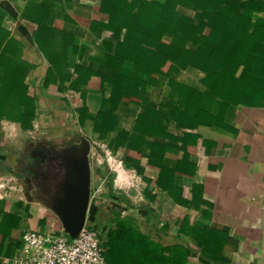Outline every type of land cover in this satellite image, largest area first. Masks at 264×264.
Masks as SVG:
<instances>
[{
	"label": "crops",
	"instance_id": "obj_1",
	"mask_svg": "<svg viewBox=\"0 0 264 264\" xmlns=\"http://www.w3.org/2000/svg\"><path fill=\"white\" fill-rule=\"evenodd\" d=\"M6 1L16 17L1 7L0 15L21 40L32 119L24 127L27 111L19 95L9 93L0 118V181L7 192L1 196L0 189V264L20 251L28 230L65 233L50 202L26 185L22 169L29 146L64 138L90 145L98 187L91 183L86 224H100L101 153H113L107 162L113 196L104 195L153 246V253L133 250L144 264H264V0H239L228 13L241 24L225 26V47L232 50L219 78L198 65L169 72L148 63L136 75L133 58L122 54L140 46L133 45V29L116 22L115 3L101 10L102 0ZM30 5L34 16L41 15V32L56 28L73 39L64 71L70 78L63 84L57 74L55 82L44 83L51 66L33 38L37 25L24 18ZM4 74L0 65V79ZM65 99L71 114L63 112ZM69 114L78 129L38 140L49 126L57 131L56 119L66 126ZM135 177L144 185L140 202L127 194ZM130 211L129 222L123 218Z\"/></svg>",
	"mask_w": 264,
	"mask_h": 264
},
{
	"label": "trees",
	"instance_id": "obj_2",
	"mask_svg": "<svg viewBox=\"0 0 264 264\" xmlns=\"http://www.w3.org/2000/svg\"><path fill=\"white\" fill-rule=\"evenodd\" d=\"M130 1L102 0L100 9H105L104 5L106 3H115L116 6L114 5L113 8L116 10V22L119 25L126 24L133 29V45L135 43L136 45L139 44L140 48L137 49L133 46L130 50L126 49L125 54L122 55L133 58V72L136 75L139 74L138 69L145 67V63L151 64L155 69H166L169 72L177 69V67L184 68L188 65H198L209 76L217 74L216 76L219 78L223 75L222 73L225 72L226 68V60L232 50H229V48L227 50L225 47V42L230 37V34L226 32L225 26L241 24L240 18L228 17V13L231 10H235L239 0H206L208 2L207 11L203 9L200 10V14H197V17L200 18L199 25L195 24L194 27L191 26V29L188 26L190 29L188 33L195 37L193 38L195 45L182 61L178 57L173 56L170 51H167L168 49L164 47L162 40L158 39L155 43L152 42L153 31L158 23V28H161L162 34L170 31V24L172 23H182L183 26L180 27L184 29L186 22L193 23L191 19L179 13H167L166 9L169 2L162 4L156 0ZM193 1L199 2V0ZM34 5L35 8L42 9L41 6ZM254 5L258 6V3L256 2ZM31 7L32 5L26 7L27 14L24 15V18L37 25V29L32 34L33 38L51 66L44 83L55 82L56 76L54 74H57L60 79L59 82L63 84L65 80L67 81L70 78V75L65 74L64 71L66 66V49L73 42V39L69 34L57 31L56 28L55 32L52 30L48 31L49 33L41 32V15L34 16L33 10L30 9ZM204 28L210 29L209 35H202ZM212 36H215L217 39L214 43L211 42ZM177 39L178 41L181 40L179 42L182 45L180 48H184L187 41L185 34L178 36ZM141 43L146 47H142ZM177 45L179 47L178 43ZM20 55L21 40L5 28L3 17L0 15V65L5 68V74L0 79V118L9 93H16L20 97L21 106L27 111L23 114V125L26 127V122L32 119V115L29 112L32 108L29 104L30 98L23 92L24 87L22 82L24 75L29 70V66H25L23 61L20 60ZM111 178L112 176H110L107 186L109 195L113 196ZM120 197L122 199L124 196ZM116 217L112 220L111 224L99 222L101 224L91 225L87 223V226L94 229L98 234L101 245L104 248L106 264H110L112 262L111 259L115 257L119 259V264H144L141 258L133 254V250L147 254L148 249H153V246L147 242L145 236L124 223L118 216ZM108 246L114 247L110 256L105 251V247Z\"/></svg>",
	"mask_w": 264,
	"mask_h": 264
},
{
	"label": "flooded vegetation",
	"instance_id": "obj_3",
	"mask_svg": "<svg viewBox=\"0 0 264 264\" xmlns=\"http://www.w3.org/2000/svg\"><path fill=\"white\" fill-rule=\"evenodd\" d=\"M87 155L82 139L29 146L22 168L26 185L36 189L47 202L63 199L71 202L70 190L77 194L87 188L86 171L82 166ZM89 163L91 169L90 158ZM89 188L91 196V176Z\"/></svg>",
	"mask_w": 264,
	"mask_h": 264
},
{
	"label": "built area",
	"instance_id": "obj_4",
	"mask_svg": "<svg viewBox=\"0 0 264 264\" xmlns=\"http://www.w3.org/2000/svg\"><path fill=\"white\" fill-rule=\"evenodd\" d=\"M102 151L107 162L114 158L109 149ZM143 186L142 180L135 177L127 194L133 195L137 202L143 201ZM0 189H3L1 196H7L3 181ZM7 264H106V260L97 232L85 223L75 237L61 232H24L20 251L7 259Z\"/></svg>",
	"mask_w": 264,
	"mask_h": 264
},
{
	"label": "rangeland",
	"instance_id": "obj_5",
	"mask_svg": "<svg viewBox=\"0 0 264 264\" xmlns=\"http://www.w3.org/2000/svg\"><path fill=\"white\" fill-rule=\"evenodd\" d=\"M130 2H132V1H130ZM162 2H163L162 4H166L167 2H169L168 3L169 5L167 6V9H166L167 13L174 12V13L178 14V9L180 8L182 11H186L187 14L191 15L190 17L186 16V18H190L193 23H187L186 22L184 29H182V27H180V26H183L182 23H180V24L174 23L175 25L172 23V24H170L171 25L170 31L168 33L162 34L161 28L160 27L158 28V25H159V23H158V24H156L157 27H155V30L153 31L154 35H153L152 42L155 43L156 40H158V39L162 40L164 47L166 49H168L167 51H170V53L173 54V56L178 57V59L182 61V59L186 58L187 54L194 48V45H195V43H194L195 41L193 39L195 37L190 35L188 32L190 31L191 26L194 27L195 24L199 25L200 18H198L196 16V14H200L199 11L203 10V9H204V11H207L208 2L206 0H199V2H195L193 0H183V1L182 0H162ZM194 13H195V16L193 15ZM188 26H190V29ZM184 31H185V33H184ZM182 34L183 35L185 34V37L187 39V41L185 42L184 48L183 47L180 48L182 46L179 43L181 40L178 41L179 38L177 39V37L182 36ZM177 43L179 44V47H178ZM65 101H66V99L63 102V106H64L63 112L70 113V111L72 110L71 106L69 103H66ZM70 114L67 115L68 121L66 122L67 125L65 124L66 126H63L62 124L60 125L58 123L59 120L56 119L55 122L57 123V126L59 127V128H57V131L54 132L52 126L51 127L49 126L48 127L49 129L46 132L39 133V135L42 137H41V139H38V140H51L54 138L58 139V138H60V136H63L65 131H67V130L73 131L75 128L78 129V124L75 123V120H73V118L70 116ZM68 116H70V117H68ZM36 132H38V131H36ZM63 140H68V139L64 138ZM101 154H103V152ZM91 164H92V162H91ZM93 164H94V162H93ZM99 168H100L101 172H105L106 178H104L105 179L104 183H102V181L98 180L100 185L105 186V188L103 186V189L101 192L102 196L99 195V196H101L99 202L97 201V204H99V208H100L98 221L99 222L101 221V223L105 222L106 224H111L112 220L114 218H117L116 217V216H118L117 212H118V210L121 211V208L117 207L116 204H114L112 201L108 200L104 195V193L109 192L107 182L109 181V178H110L111 172H112L109 169L108 163H107L104 156H103V160H101ZM95 182H96V180L93 179L92 174H91V183H92V185H95L94 188H97L98 184ZM94 188H93V190H94ZM124 217L125 218H123V219L126 221H129V222L133 221V211H130L127 214H125ZM113 250H114L113 246L105 247V251L107 252V255H109V256L111 255ZM135 251H138V250H135ZM148 251H150V250L148 249ZM152 251H154V250L151 249V252ZM143 253L146 254L145 252H143ZM118 260L119 259H117L115 257L114 259H111V261H112L111 263L112 264H119Z\"/></svg>",
	"mask_w": 264,
	"mask_h": 264
},
{
	"label": "water",
	"instance_id": "obj_6",
	"mask_svg": "<svg viewBox=\"0 0 264 264\" xmlns=\"http://www.w3.org/2000/svg\"><path fill=\"white\" fill-rule=\"evenodd\" d=\"M0 7L3 8L10 16L13 18L16 17V12L13 6L6 0H2L0 2ZM83 144L88 150V155L82 161V166L86 171V179H87V188L84 192L74 193L73 190H70L69 196L73 198L71 202H68L67 199H63L59 202H50L48 207L51 211L59 218L63 230L70 237H75L80 229L86 223L87 212L90 204V176L91 169L89 163V142L86 139H82ZM83 160V158H81ZM80 159V160H81Z\"/></svg>",
	"mask_w": 264,
	"mask_h": 264
}]
</instances>
